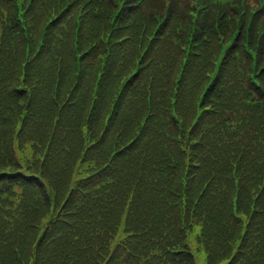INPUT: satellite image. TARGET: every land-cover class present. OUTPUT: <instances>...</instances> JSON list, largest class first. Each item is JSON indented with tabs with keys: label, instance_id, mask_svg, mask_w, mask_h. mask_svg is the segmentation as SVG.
I'll list each match as a JSON object with an SVG mask.
<instances>
[{
	"label": "trees",
	"instance_id": "obj_1",
	"mask_svg": "<svg viewBox=\"0 0 264 264\" xmlns=\"http://www.w3.org/2000/svg\"><path fill=\"white\" fill-rule=\"evenodd\" d=\"M137 1L0 0V264H264V8Z\"/></svg>",
	"mask_w": 264,
	"mask_h": 264
},
{
	"label": "rangeland",
	"instance_id": "obj_2",
	"mask_svg": "<svg viewBox=\"0 0 264 264\" xmlns=\"http://www.w3.org/2000/svg\"><path fill=\"white\" fill-rule=\"evenodd\" d=\"M44 223V222H43ZM42 223V224H43ZM41 222L39 227L42 225ZM198 226H195L194 231L188 237V244L191 247L192 253L194 255V260L196 264H206V255L202 249L196 248L195 241H194V234H197Z\"/></svg>",
	"mask_w": 264,
	"mask_h": 264
}]
</instances>
